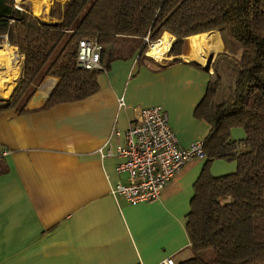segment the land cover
Returning a JSON list of instances; mask_svg holds the SVG:
<instances>
[{
    "label": "crops",
    "instance_id": "0c3cea01",
    "mask_svg": "<svg viewBox=\"0 0 264 264\" xmlns=\"http://www.w3.org/2000/svg\"><path fill=\"white\" fill-rule=\"evenodd\" d=\"M48 9L40 14L52 22ZM128 43L121 39L122 46ZM139 52L134 40L122 58L103 57L108 68L98 76V91L85 99L45 107L58 82L46 76L22 109L21 103L0 108V264H158L170 256L178 262L190 258L185 225L206 159L190 160L161 201L130 204L111 195V184L125 176L116 174L115 159H101L97 149L114 129L134 123L139 108L155 105L166 110L180 146L203 140L209 125L196 119L194 109L212 71L180 55L176 62L136 60ZM20 81L21 76L17 85ZM232 131L235 141L243 137L241 129ZM235 168V161L215 160L208 171L221 176Z\"/></svg>",
    "mask_w": 264,
    "mask_h": 264
},
{
    "label": "trees",
    "instance_id": "16d2710c",
    "mask_svg": "<svg viewBox=\"0 0 264 264\" xmlns=\"http://www.w3.org/2000/svg\"><path fill=\"white\" fill-rule=\"evenodd\" d=\"M47 16L54 21L34 16L23 2L17 7L15 0H0V42L6 37L23 56L19 86L0 108L21 103L22 109L46 76L58 78L47 108L91 96L108 68L102 58L123 57L114 53L117 39L135 38L140 47L146 36L153 42L167 32L177 38L171 55L181 54L183 41L189 40L194 57L195 35L219 31L225 50L238 57L216 55L215 79L194 109L196 119L209 125L203 138L206 161L185 225L192 255L177 264H264V0H66L54 1ZM83 38L101 46L104 70L77 65ZM144 53L136 60L147 58ZM220 60L228 84L219 97ZM235 128L243 131L236 141ZM215 160L235 161L236 170L212 176L208 167Z\"/></svg>",
    "mask_w": 264,
    "mask_h": 264
},
{
    "label": "built area",
    "instance_id": "2783aa9c",
    "mask_svg": "<svg viewBox=\"0 0 264 264\" xmlns=\"http://www.w3.org/2000/svg\"><path fill=\"white\" fill-rule=\"evenodd\" d=\"M146 43H150L148 36L144 38L143 45ZM76 63L82 69L104 70L101 46L96 39L83 38L79 41ZM117 102L120 108L125 105L122 96ZM97 150L101 159H115L116 174L125 176V181L118 179L111 184V195L121 197L130 204L161 201L167 184L190 160L205 158L202 139L185 146L178 144L167 112L160 105L139 108L137 120L125 130L114 129ZM158 264L177 262L170 256Z\"/></svg>",
    "mask_w": 264,
    "mask_h": 264
},
{
    "label": "bare ground",
    "instance_id": "6f19581e",
    "mask_svg": "<svg viewBox=\"0 0 264 264\" xmlns=\"http://www.w3.org/2000/svg\"><path fill=\"white\" fill-rule=\"evenodd\" d=\"M48 1L49 0H40L39 4L43 6L44 10L48 9ZM175 40L176 37L165 32L158 41L154 42L148 48L145 55L155 60L167 58V53ZM195 40L196 54L200 56L198 60L202 62L204 67L210 70L211 60L216 57V53L221 52L224 47L220 34L217 30L198 33L195 35ZM182 58L190 59L189 57L183 56ZM20 62V56L16 55L14 49L11 48L9 44L6 43L0 48V88L2 87L4 90L1 97L7 98L9 96L10 89H12L13 86V80L18 74V64H20Z\"/></svg>",
    "mask_w": 264,
    "mask_h": 264
},
{
    "label": "rangeland",
    "instance_id": "374dc122",
    "mask_svg": "<svg viewBox=\"0 0 264 264\" xmlns=\"http://www.w3.org/2000/svg\"><path fill=\"white\" fill-rule=\"evenodd\" d=\"M54 1H59V2H61V3H63L64 1H66V0H49L48 2H49V11H50V8L52 7V5H53V2ZM23 2V4H25V6L31 11V13L34 15V16H37V17H46L44 14L42 15V13L40 14V12H42L43 10H44V8H43V6L42 5H40V4H38V3H40V0H15V5L17 6V7H19V5H20V3H22ZM48 11V12H49ZM33 12H35V13H33ZM47 12V13H48ZM36 14H38V15H36ZM219 32V31H218ZM204 33V32H203ZM220 34V33H219ZM163 35V34H162ZM162 37V36H161ZM160 37V38H161ZM220 37H221V35H220ZM6 39V37H4V41H2V42H0V48L4 45V44H6V42H7V40H5ZM124 39H126V38H124ZM126 40H128V44H124L123 46L121 45V39H117L116 40V42H114V44H113V47H114V53H118L119 52V54H124V52L127 50V48H129V47H131V44H133V41L135 40L136 42H137V39H135V38H132L131 39V37L130 38H128V39H126ZM130 40V41H129ZM154 42H156V41H153V42H150V43H148V44H153ZM223 42V41H222ZM174 43H175V41L173 42V44L171 45V47L174 45ZM148 44L146 43L145 44V46H143V45H141L140 47H142L143 46V49H141L140 48V53L145 49V52L148 50V48L150 47V45L148 46ZM224 45V44H223ZM11 46V45H10ZM233 46V45H232ZM233 47H235V46H233ZM171 49V48H170ZM14 51H15V53H16V55H18L19 53L17 52V49L14 47ZM169 52H170V50H169ZM167 53V58H164V59H161V60H158L159 62H167L169 59H173V58H171L172 56H174V55H171L170 53ZM221 52H226L228 55H230V56H234V57H238V55L237 54H235V53H231V52H229V51H227V50H225V47H223V50L221 51ZM219 52H217L216 53V55L218 54ZM145 54V53H144ZM20 55V54H19ZM180 56H182V55H186V56H189V57H192L193 59V62H197V61H199L198 60V58H200V56H198L197 54H196V51H195V56L193 57V52H192V48H191V45H190V41L189 40H184L183 41V44L181 45V54H179ZM179 55H177V58H179L180 60H182L181 59V57L179 56ZM215 55V56H216ZM143 56H146L147 58H149L150 60H152V61H156L154 58H152V57H150V56H148V55H143ZM217 57V56H216ZM184 59V58H183ZM214 60H215V57L213 58V60H212V63L210 64V71H212V80H214L215 79V74H214V69H213V62H214ZM201 64H202V62L201 61H199ZM198 63V62H197ZM22 64H23V62L19 65L18 64V74H17V76L15 77V79L13 80V86H12V89H10L11 91H10V94H9V96L7 97V98H5V97H1V95H2V93H3V88L1 87L0 88V104H5V100H6V102L8 101V100H11V98H12V96L14 95V93L16 92V90H17V88H18V86L19 85H17L18 84V81H19V76H21V71H22ZM225 61L224 60H220V62H219V67H218V69H219V72H220V74L222 75V79H221V81H222V85H221V87L219 88V90H218V96L220 97L221 95L222 96H224L225 94H226V91H227V84H228V76H227V74H226V71H225ZM6 85V84H5ZM228 162H230V161H228ZM191 255H192V253H191ZM176 261V260H175ZM176 262H178V260L176 261Z\"/></svg>",
    "mask_w": 264,
    "mask_h": 264
},
{
    "label": "water",
    "instance_id": "95a60500",
    "mask_svg": "<svg viewBox=\"0 0 264 264\" xmlns=\"http://www.w3.org/2000/svg\"><path fill=\"white\" fill-rule=\"evenodd\" d=\"M177 39V38H176ZM176 41V40H175ZM143 46H145V44L143 45ZM143 46L141 47V49H143ZM224 53H226V52H224ZM213 60V59H212ZM212 60H211V63H212ZM210 63V64H211ZM200 67H202V68H204V69H208V68H206V67H204V66H200Z\"/></svg>",
    "mask_w": 264,
    "mask_h": 264
}]
</instances>
